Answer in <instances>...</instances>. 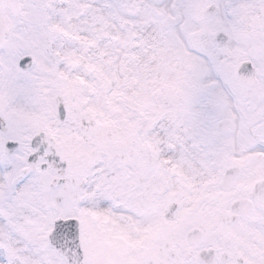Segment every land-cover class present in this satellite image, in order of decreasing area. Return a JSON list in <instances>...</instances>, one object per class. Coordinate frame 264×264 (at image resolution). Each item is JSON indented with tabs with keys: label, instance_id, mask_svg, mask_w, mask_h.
Masks as SVG:
<instances>
[{
	"label": "snow or ice",
	"instance_id": "obj_1",
	"mask_svg": "<svg viewBox=\"0 0 264 264\" xmlns=\"http://www.w3.org/2000/svg\"><path fill=\"white\" fill-rule=\"evenodd\" d=\"M186 109L175 0H0V264H264V0H203Z\"/></svg>",
	"mask_w": 264,
	"mask_h": 264
},
{
	"label": "rangeland",
	"instance_id": "obj_2",
	"mask_svg": "<svg viewBox=\"0 0 264 264\" xmlns=\"http://www.w3.org/2000/svg\"><path fill=\"white\" fill-rule=\"evenodd\" d=\"M175 4L177 6L170 8L169 12H180L182 20L169 31L153 26L151 54L155 53V49L163 50L162 72L158 73L157 84L162 87L172 79L179 82L181 88H178L176 102H180L181 109H186L191 88L186 87L185 82L192 81L190 86H194L204 73V66L200 58L193 54V49L203 50L211 43V38L206 29L207 18L202 13L205 8L203 0H175ZM187 73L195 76L187 78ZM179 96L182 98L179 99Z\"/></svg>",
	"mask_w": 264,
	"mask_h": 264
},
{
	"label": "flooded vegetation",
	"instance_id": "obj_3",
	"mask_svg": "<svg viewBox=\"0 0 264 264\" xmlns=\"http://www.w3.org/2000/svg\"><path fill=\"white\" fill-rule=\"evenodd\" d=\"M171 13L176 14L175 12H168L167 15H169ZM166 16L162 17L160 19V21L158 23H156L154 26L155 27H158V26L161 27V25H163V21H164V18ZM173 26L174 25H171V26L167 27V29H170ZM161 29H162V27H161ZM151 37H152V32H151ZM162 51L163 50L155 49V53L151 54L149 57V61L151 64V70H152V73H155L153 75H154V78L156 79V81L159 79V74L162 72V71L160 72V68H161L162 62H163V59L161 60V58H164L161 56ZM193 76H195V74H188L187 73V75H186V77L187 78L190 77V79ZM183 80H185V79L183 78ZM190 82H192V81L187 80L185 82V86L188 87L189 89L193 87V86H190L191 85ZM164 83H165V80H164ZM178 88H181L179 85V82H177L173 79L171 81L163 84L162 87H159V92L161 94L162 101L165 102V104L169 107V109L173 113H179V112L185 110V109L180 108V102H176V94L178 92ZM181 98L182 97L179 96V99H181Z\"/></svg>",
	"mask_w": 264,
	"mask_h": 264
},
{
	"label": "water",
	"instance_id": "obj_4",
	"mask_svg": "<svg viewBox=\"0 0 264 264\" xmlns=\"http://www.w3.org/2000/svg\"><path fill=\"white\" fill-rule=\"evenodd\" d=\"M204 15L206 16V11L204 10ZM179 16L176 17V21L178 20Z\"/></svg>",
	"mask_w": 264,
	"mask_h": 264
}]
</instances>
